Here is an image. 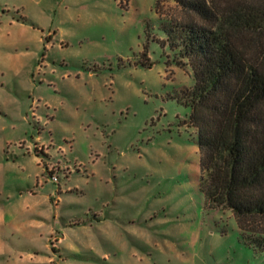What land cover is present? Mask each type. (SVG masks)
I'll return each mask as SVG.
<instances>
[{
    "label": "rangeland",
    "instance_id": "374dc122",
    "mask_svg": "<svg viewBox=\"0 0 264 264\" xmlns=\"http://www.w3.org/2000/svg\"><path fill=\"white\" fill-rule=\"evenodd\" d=\"M162 1L0 0V264H264L206 209Z\"/></svg>",
    "mask_w": 264,
    "mask_h": 264
},
{
    "label": "trees",
    "instance_id": "16d2710c",
    "mask_svg": "<svg viewBox=\"0 0 264 264\" xmlns=\"http://www.w3.org/2000/svg\"><path fill=\"white\" fill-rule=\"evenodd\" d=\"M173 1L188 18L161 21L158 43L195 81L174 99L191 110L206 209L230 211L242 242L264 253V6Z\"/></svg>",
    "mask_w": 264,
    "mask_h": 264
}]
</instances>
